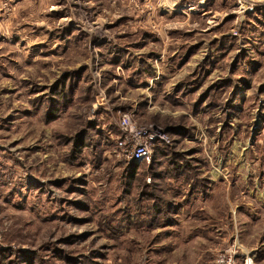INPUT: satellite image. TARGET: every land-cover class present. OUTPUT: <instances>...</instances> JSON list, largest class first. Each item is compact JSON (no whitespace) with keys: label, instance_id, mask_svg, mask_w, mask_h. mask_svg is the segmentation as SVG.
<instances>
[{"label":"rangeland","instance_id":"1","mask_svg":"<svg viewBox=\"0 0 264 264\" xmlns=\"http://www.w3.org/2000/svg\"><path fill=\"white\" fill-rule=\"evenodd\" d=\"M200 1L0 0V264H264V31Z\"/></svg>","mask_w":264,"mask_h":264},{"label":"built area","instance_id":"2","mask_svg":"<svg viewBox=\"0 0 264 264\" xmlns=\"http://www.w3.org/2000/svg\"><path fill=\"white\" fill-rule=\"evenodd\" d=\"M121 131L123 132L124 139L119 141L118 148L123 154V156L130 161L142 162V163H151L152 154L148 148V141H152L157 135L150 133L147 134L143 131H137L130 122V117L127 114L122 115L121 117ZM229 252L226 251L225 253ZM222 263L231 264V260L226 262L222 259ZM246 264L247 260H246Z\"/></svg>","mask_w":264,"mask_h":264},{"label":"trees","instance_id":"3","mask_svg":"<svg viewBox=\"0 0 264 264\" xmlns=\"http://www.w3.org/2000/svg\"><path fill=\"white\" fill-rule=\"evenodd\" d=\"M76 75H66L64 76L56 85L51 87V98L47 111L45 113L46 121L50 122L55 120L56 115L64 109L66 104L72 101V86L71 82H74V77ZM93 127H89L92 129ZM87 131L79 133L74 136L69 142L72 145V153L76 155L81 149L87 146L86 142ZM130 179L135 176L136 165H130Z\"/></svg>","mask_w":264,"mask_h":264},{"label":"crops","instance_id":"4","mask_svg":"<svg viewBox=\"0 0 264 264\" xmlns=\"http://www.w3.org/2000/svg\"><path fill=\"white\" fill-rule=\"evenodd\" d=\"M252 4L250 7H254L253 8H249V10H251V14H250V18L249 16L247 17H240V21L242 20H245L249 23H251L254 27H255V30L259 31V30H263L264 31V0H252ZM197 5L199 6H205L206 3L205 1L201 0L200 2L197 3ZM199 6H198V9H199ZM248 10V11H249ZM249 14V13H247ZM210 27H207L206 31L210 30ZM198 30V29H197ZM202 32H206L204 29L201 30ZM259 37L257 38V36L254 38L253 35H246L244 38H243V44H244V48L247 49V48H250V47H255V45H260L261 43L264 44V38L262 39V37L260 35H258ZM214 37H217V36H213L212 38ZM244 50V49H243ZM263 53L259 52V55H262ZM255 54H253V52H251L250 50L249 51H244L243 52V58L246 56H250L253 58ZM200 56V54L197 55V57ZM263 56V55H262ZM196 56L193 57V61H194V58ZM254 58H257V56H254ZM246 59V58H245ZM262 59V58H260Z\"/></svg>","mask_w":264,"mask_h":264},{"label":"clouds","instance_id":"5","mask_svg":"<svg viewBox=\"0 0 264 264\" xmlns=\"http://www.w3.org/2000/svg\"><path fill=\"white\" fill-rule=\"evenodd\" d=\"M248 264H251V261H248Z\"/></svg>","mask_w":264,"mask_h":264}]
</instances>
